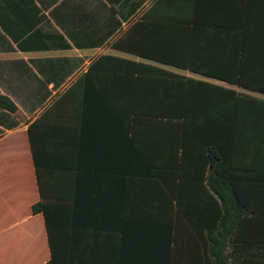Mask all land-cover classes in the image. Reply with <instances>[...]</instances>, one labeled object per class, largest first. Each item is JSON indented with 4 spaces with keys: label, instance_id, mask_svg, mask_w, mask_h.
Masks as SVG:
<instances>
[{
    "label": "crops",
    "instance_id": "0c3cea01",
    "mask_svg": "<svg viewBox=\"0 0 264 264\" xmlns=\"http://www.w3.org/2000/svg\"><path fill=\"white\" fill-rule=\"evenodd\" d=\"M179 20L187 31L201 22L210 40L216 26L247 29L257 53L264 0H0V95L17 106L16 113L0 108V264L50 261L46 218L32 210L44 202L41 192L48 202L76 207L69 218L80 226L74 257L166 264L167 238L158 231L179 222L171 213L177 202L155 170L140 168L145 159L167 158L144 123L129 121L128 114L142 111L133 98L144 91L147 66L226 84L114 44L171 57ZM138 23L145 25L134 30ZM199 174L189 167L185 190L192 207H204L208 197L204 179H193ZM249 178L238 190L252 218L264 214V173ZM183 239L190 245L188 234ZM186 245L177 247L172 264H193L196 254Z\"/></svg>",
    "mask_w": 264,
    "mask_h": 264
},
{
    "label": "trees",
    "instance_id": "16d2710c",
    "mask_svg": "<svg viewBox=\"0 0 264 264\" xmlns=\"http://www.w3.org/2000/svg\"><path fill=\"white\" fill-rule=\"evenodd\" d=\"M141 25L136 24L134 30ZM176 25L177 48L171 57L139 49L135 43L127 47L114 44L116 49L158 62L169 61L173 67L226 84L147 66L144 91L133 98L139 101L142 111L128 114L129 121L135 125L144 123L145 134L155 138L167 158L145 159L140 168L155 170L163 179L168 196L177 202L171 213L173 216L177 213L179 222L163 223L158 231L167 238L162 247L163 260L166 264L175 262L188 234L190 245L186 246L196 254L193 264H264V214L248 217L238 190L242 184H249V175L264 173V99L230 87L264 94V39L257 42L259 50L255 53V43L247 29L235 33L232 26H216L219 31L210 40L212 37L203 31L201 22L196 21V28L190 31L185 20ZM0 108L17 112L15 103L3 95ZM113 115L115 120L122 119L121 114ZM34 155L39 169L35 146ZM192 157L193 163L189 161ZM191 165L200 173L193 179H204L207 185L204 207L201 203L192 207L186 200V182L191 178L187 172ZM41 195L44 202L34 205L32 210L46 218L52 252L46 264L103 263L72 255L73 235L80 227L69 219L76 209L74 204L48 202L43 192ZM182 222L188 231H181ZM190 237L197 240L194 246Z\"/></svg>",
    "mask_w": 264,
    "mask_h": 264
},
{
    "label": "rangeland",
    "instance_id": "374dc122",
    "mask_svg": "<svg viewBox=\"0 0 264 264\" xmlns=\"http://www.w3.org/2000/svg\"><path fill=\"white\" fill-rule=\"evenodd\" d=\"M230 87L233 88L234 90H236V91L239 92V93H246V94H249V95L252 94V96L254 95V96H256V97L264 98V96L261 95V94H258V93H254V92L248 91V90L243 89V88H240V87H238V86H230ZM250 93H251V94H250Z\"/></svg>",
    "mask_w": 264,
    "mask_h": 264
}]
</instances>
